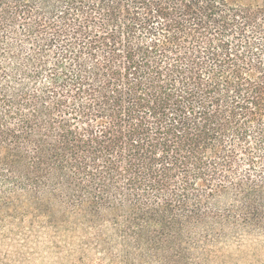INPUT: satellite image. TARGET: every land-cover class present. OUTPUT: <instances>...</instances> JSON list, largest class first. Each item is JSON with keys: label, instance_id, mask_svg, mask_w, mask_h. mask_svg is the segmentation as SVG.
Instances as JSON below:
<instances>
[{"label": "trees", "instance_id": "16d2710c", "mask_svg": "<svg viewBox=\"0 0 264 264\" xmlns=\"http://www.w3.org/2000/svg\"><path fill=\"white\" fill-rule=\"evenodd\" d=\"M46 231L74 264L264 233V0H0V240Z\"/></svg>", "mask_w": 264, "mask_h": 264}, {"label": "rangeland", "instance_id": "374dc122", "mask_svg": "<svg viewBox=\"0 0 264 264\" xmlns=\"http://www.w3.org/2000/svg\"><path fill=\"white\" fill-rule=\"evenodd\" d=\"M79 244L77 238L49 231L20 243L0 240V264H74L81 255L95 256L92 249L77 250ZM216 250L215 264H264V233L247 235L240 242L224 243Z\"/></svg>", "mask_w": 264, "mask_h": 264}]
</instances>
